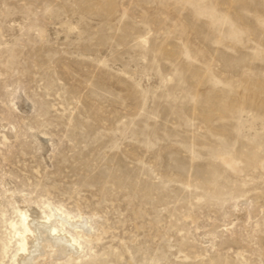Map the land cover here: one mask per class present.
<instances>
[{
	"label": "rangeland",
	"instance_id": "rangeland-1",
	"mask_svg": "<svg viewBox=\"0 0 264 264\" xmlns=\"http://www.w3.org/2000/svg\"><path fill=\"white\" fill-rule=\"evenodd\" d=\"M8 192L102 235L46 264H264V0H0V262Z\"/></svg>",
	"mask_w": 264,
	"mask_h": 264
},
{
	"label": "bare ground",
	"instance_id": "bare-ground-1",
	"mask_svg": "<svg viewBox=\"0 0 264 264\" xmlns=\"http://www.w3.org/2000/svg\"><path fill=\"white\" fill-rule=\"evenodd\" d=\"M2 138L3 143L8 141L6 135H2ZM10 192L8 193L11 197V203L18 205L15 212L17 220L7 225L9 229H13L16 233L15 251L11 261H1L0 264H46L49 261L60 263L66 261L67 258L76 261L84 252L83 244L85 242L91 243L96 236V241L100 240L99 237L102 235L98 231V233L93 232V234L89 232L90 228L88 229V226L91 225L92 217L83 213L73 215L50 203L44 208L39 206L40 203H37L38 205L34 207L33 205L29 207L30 198L22 194L15 197ZM250 208L247 199L238 200L233 207L235 217L233 219L242 220ZM71 229L75 232L73 231V233ZM86 232L89 233L86 234ZM230 232L231 227L224 226L221 231L213 228L210 232H205L204 235L210 240V246L213 249H231L238 247L239 241L235 237L231 238Z\"/></svg>",
	"mask_w": 264,
	"mask_h": 264
}]
</instances>
